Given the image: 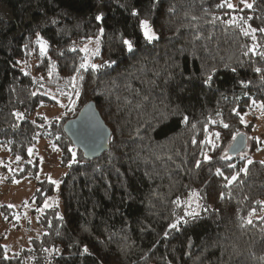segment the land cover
Segmentation results:
<instances>
[{
  "label": "trees",
  "instance_id": "16d2710c",
  "mask_svg": "<svg viewBox=\"0 0 264 264\" xmlns=\"http://www.w3.org/2000/svg\"><path fill=\"white\" fill-rule=\"evenodd\" d=\"M230 2L235 11L218 7L222 0H0V147L23 161L14 177L38 186L30 202L40 228L14 253L0 243V264H264V207L257 203H264V165L252 158L262 141L249 137L257 129L251 101L264 103V82L253 69L264 67V59L244 55L253 41L228 23L250 16L249 24L264 27V0H250L252 10ZM141 19L158 39H145ZM37 33L48 43L43 57ZM256 35L264 45V33ZM97 39L100 54L93 56ZM123 39L132 41V51ZM85 45L88 54L80 50ZM86 55L100 67L80 69L83 79L73 87L69 81ZM212 68L209 87L203 80ZM90 102L112 134L108 150L89 159L65 124ZM49 110L56 114L47 116ZM241 133L251 143L230 156ZM41 143L59 155L58 187L28 152ZM225 154L230 159L221 160ZM249 158L247 174L225 188L215 169L230 176ZM52 198L57 202L45 208ZM192 209L195 219L184 215ZM85 246L91 255L82 254Z\"/></svg>",
  "mask_w": 264,
  "mask_h": 264
},
{
  "label": "rangeland",
  "instance_id": "374dc122",
  "mask_svg": "<svg viewBox=\"0 0 264 264\" xmlns=\"http://www.w3.org/2000/svg\"><path fill=\"white\" fill-rule=\"evenodd\" d=\"M240 1V0H238ZM250 2V0H248ZM96 45V43H94ZM255 125L257 129L249 135L258 136L262 143L258 153L252 157L264 161V110L256 107L253 109ZM54 110L47 111V116H54ZM252 117H248V122ZM247 141V146L250 144ZM31 159L39 157L41 161V173L48 174L53 180L59 175V155L52 149L50 144H40L32 149ZM251 151V150H249ZM0 243L7 248L9 254L14 253L21 246L26 245L28 240L36 237L40 233L37 225V218L32 215L35 209L34 202H30L38 186L28 179L18 180L14 177L23 168V161L16 160L10 151L0 147ZM53 198L48 201V205L56 203ZM12 205V207H9Z\"/></svg>",
  "mask_w": 264,
  "mask_h": 264
},
{
  "label": "snow or ice",
  "instance_id": "6c2138e0",
  "mask_svg": "<svg viewBox=\"0 0 264 264\" xmlns=\"http://www.w3.org/2000/svg\"><path fill=\"white\" fill-rule=\"evenodd\" d=\"M241 4H243L244 8L246 9H249V10H252L254 8V4L253 3H249L248 0H240ZM218 7H227L228 9L230 10H233L235 11L236 10V6L233 5L230 0H222V3H220L218 5ZM240 11H243V9H240ZM132 15L133 16H137L138 13L133 10L132 12ZM253 17H233L230 21H228V23L232 26H235L237 27L240 32L246 36V37H251L252 41H253V44L248 47L247 51L244 52V55H249V53H251L253 56H259L260 58L264 59V45H261L257 42V35L256 33L259 32V33H264V27H260V28H256V27H253L251 24L248 23L249 20H251ZM193 19H195V17H193ZM95 20L98 21V22H103L104 20V17H103V13L102 12H98V14L95 16ZM55 23V21H53ZM139 27L140 29L142 30L143 32V35L145 37L146 40H148L149 42L153 41V40H156L158 39L159 37L155 34V32L153 31L152 27L150 26V23L148 21V19H141L139 21ZM104 33V28L103 27H100L99 30H98V36H102ZM36 43L39 45V52H40V56L43 57L46 55V50H47V47H48V43L47 41H45L40 35L39 33H37L36 35ZM89 43H91V40H89ZM100 41L99 39L96 40V44H97V48L95 49L94 52L91 53V55L95 56V55H99L100 54V50H99V45ZM122 43L127 47V50L128 51H132L133 49V43L131 40L129 39H123L122 40ZM25 47H27V45H25ZM81 51H83L84 53L88 54L89 53V48L87 47V45H85L83 48L80 49ZM72 51H76L75 48L72 49ZM63 53H61L62 55ZM90 57L88 55L85 56V58L83 59V62L80 63L79 65V68L78 69H74V71H76L77 75L76 76H73L71 77L69 83H72L73 84V87H75V82L77 81V78L79 77L80 80L83 79V76H81L79 74V70L80 69H84V70H87L88 68H91L93 71H96L100 66L97 65V64H94V63H89ZM17 63H20L19 61ZM108 64V66L110 67L113 63H115L114 61H108L106 62ZM233 71H235V69H232ZM253 71L260 75L261 76V81L264 82V67H255L253 69ZM25 75H28L29 73L27 71H25L24 73ZM214 74H215V68H212L210 70H208L204 75H205V78L203 80V83L208 85L209 87L212 86V82H213V77H214ZM49 75L51 76V71L49 72ZM41 79H43V77H41ZM243 86L247 87L248 84H250L251 82L248 81V82H244V81H241L240 82ZM33 96L36 95L35 92L31 93ZM62 94H65L66 93H62ZM80 95V92L79 91H76L75 92V96L76 97H79ZM69 101H70V104L74 105L75 104V100L72 99V97H69ZM251 104L253 106H256V107H259L260 109L264 110V103H258L255 99H253L251 101ZM64 106V105H62ZM178 111V110H177ZM233 113L237 116L240 117V122L241 123H244V117L240 114V112L237 110V109H233ZM13 115L17 118V119H24V115L20 112H15L13 113ZM217 115H221L220 113H217ZM182 122L187 124L188 123V117L185 115L182 117ZM33 123H35V121H33ZM220 123L222 124V126L224 128H228L229 127V124L227 123H223V121L221 120ZM192 127H195V125H192ZM215 136V139L218 141L219 138H220V134L217 132L214 134ZM193 144L196 143V140L193 139L192 141ZM204 143H212L211 141H204ZM212 146L213 148L216 147V144L215 143H212ZM53 147L55 148V145H53ZM58 150V149H56ZM32 149L29 148L28 149V152L29 154L31 155L32 154ZM69 152H71L72 156H71V161L74 163L76 162V153L71 149L69 148L68 149ZM243 158V157H242ZM21 159L20 156H17L16 157V160L19 161ZM221 160H225V159H230V157L227 156V154L223 155L220 157ZM204 161H211V157L208 156L207 154H204ZM3 162L0 161V164H2ZM201 161L199 159L196 160L195 164H194V167L199 169L201 167ZM253 163V160H251L250 158L246 160V166L242 167L239 169V171L235 174H232L230 176H227L224 174V172L218 167L215 169V175L217 177H222L224 181H226V183L224 184V187L225 188H229L234 182H236L238 179H239V173L240 172H243L245 175L247 174L248 172V168H247V165H251ZM262 165H264V161H261L260 162ZM69 166H71V164H69ZM229 168H235V165L234 164H229L228 165ZM49 181L52 183V184H55L57 185V187L59 186V181H55V180H52L51 177H49ZM192 198L195 199L196 201V205L197 207H201V205L199 204V199H200V194L198 192H193L191 194ZM219 198L221 200H223L225 198V194L223 192L220 193V196ZM229 198H230V194H229ZM177 204L180 203L179 200L176 201ZM259 204L262 205V207H264V203L262 202H257ZM9 207H12V205H9ZM44 207H48V204L47 202H45L44 204ZM188 207L189 209L192 208V201L190 200L188 202ZM205 211H207L208 209L205 208L204 209ZM37 211H42V209H37ZM255 214V209H253L251 212H250V216ZM185 216H188L192 219H195L196 217L199 216V212H197L195 209H192L191 211H186L184 213ZM59 219H63V217H59ZM185 223H187V221H184ZM249 224L252 223L251 219H249L247 221ZM180 221L177 220L176 223H173L171 224L170 228L171 229H178V225H179ZM168 236V233L166 232L165 233V237ZM46 251H48L47 249H45ZM55 251H59V249H55ZM82 254H89L91 255V253H89V250L87 248V246H85L83 248V252ZM5 259H7L8 257L5 256L4 257ZM262 260H264V257H261Z\"/></svg>",
  "mask_w": 264,
  "mask_h": 264
},
{
  "label": "water",
  "instance_id": "95a60500",
  "mask_svg": "<svg viewBox=\"0 0 264 264\" xmlns=\"http://www.w3.org/2000/svg\"><path fill=\"white\" fill-rule=\"evenodd\" d=\"M65 132L89 159L98 157L108 150L112 134L93 102L88 103L76 118L65 124ZM235 137L229 147L230 156L241 154L247 146L248 137L244 133Z\"/></svg>",
  "mask_w": 264,
  "mask_h": 264
}]
</instances>
